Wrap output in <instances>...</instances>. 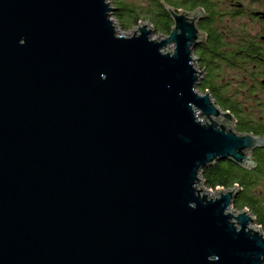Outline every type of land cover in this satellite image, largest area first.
<instances>
[{"label":"water","instance_id":"obj_1","mask_svg":"<svg viewBox=\"0 0 264 264\" xmlns=\"http://www.w3.org/2000/svg\"><path fill=\"white\" fill-rule=\"evenodd\" d=\"M163 6L154 39L108 0H0V264H264L239 187L202 178L264 139L198 90V12Z\"/></svg>","mask_w":264,"mask_h":264},{"label":"flooded vegetation","instance_id":"obj_2","mask_svg":"<svg viewBox=\"0 0 264 264\" xmlns=\"http://www.w3.org/2000/svg\"><path fill=\"white\" fill-rule=\"evenodd\" d=\"M167 2L195 5L194 9H175L188 12L189 16L198 12L197 26L202 33L201 43L195 49L198 65L226 68L229 110L225 112L232 116L235 131L240 135L264 139V0ZM214 29L217 30L216 42L212 41L211 30ZM209 42H214L223 49L221 55L218 53L207 56L203 53L206 50L213 51L211 48L214 45L210 47ZM207 45L209 48H206ZM240 126L242 132L239 131ZM249 156L254 167L236 166L246 174L256 172L259 177L255 193L258 197L260 217L264 222V148L252 151Z\"/></svg>","mask_w":264,"mask_h":264},{"label":"trees","instance_id":"obj_3","mask_svg":"<svg viewBox=\"0 0 264 264\" xmlns=\"http://www.w3.org/2000/svg\"><path fill=\"white\" fill-rule=\"evenodd\" d=\"M113 4V18L119 23L124 31H129L139 26L141 22H150L157 34L168 36L173 28V22L166 12L163 3L167 0H149L144 5L138 3H127V0H110ZM168 5L176 8L194 9V4L189 3H168ZM217 30H211L212 41H217ZM215 35V36H214ZM215 38V39H214ZM212 52L203 51L207 56L220 54L223 49L209 42ZM206 48H209L208 45ZM204 50V49H203ZM202 54V53H200ZM198 55V53H197ZM198 68L204 71V78L198 90L202 93L209 92L212 98L217 102L224 111H228L227 103V84H226V68L220 66H202ZM242 132L240 126L239 129ZM202 178L208 190L216 191L217 189L228 190L238 186L240 192L235 199L234 209L236 211L248 210L255 217V224L264 231V222L261 219V212L258 206V197L255 189L259 182L256 172H246L229 161L219 162L214 166L204 168L202 170ZM244 190V191H243ZM246 190V191H245Z\"/></svg>","mask_w":264,"mask_h":264},{"label":"rangeland","instance_id":"obj_4","mask_svg":"<svg viewBox=\"0 0 264 264\" xmlns=\"http://www.w3.org/2000/svg\"><path fill=\"white\" fill-rule=\"evenodd\" d=\"M108 1L112 4V2H111L110 0H108ZM147 2L149 3V0H127V3H138V4H142V5H144V4L147 3ZM112 6H113V4H112ZM114 21H115V19H114ZM145 23H149V24H150V27L153 28V30H154V39H157L159 36H160L161 38L164 37V35L157 34V32H156L154 26H153L150 22L145 21V22H141L140 24H145ZM115 24H116V26H117V28H118V34H120V35H126V36L131 35V34L133 33V30H135L136 27H138V26H136V27H135L134 29H132V30L124 31V30L121 29V27L119 26V23H118L117 21H115ZM140 24H139V25H140ZM171 47H174V46L172 45ZM168 49H169V48H168ZM197 67H198V63H197ZM198 69H199V68H198ZM199 70H200V69H199ZM200 71H202V70H200ZM201 93H202V92H201ZM202 94H205V93H202ZM214 192H216V191H214ZM233 210H235V209L233 208ZM253 227H259V226H257L256 224H254ZM259 228H261V227H259ZM261 229H262V228H261Z\"/></svg>","mask_w":264,"mask_h":264},{"label":"clouds","instance_id":"obj_5","mask_svg":"<svg viewBox=\"0 0 264 264\" xmlns=\"http://www.w3.org/2000/svg\"><path fill=\"white\" fill-rule=\"evenodd\" d=\"M188 207H194V205L191 202H189ZM258 244L259 246L264 247V233H262L261 236L258 237ZM259 258L264 259V255H261Z\"/></svg>","mask_w":264,"mask_h":264},{"label":"built area","instance_id":"obj_6","mask_svg":"<svg viewBox=\"0 0 264 264\" xmlns=\"http://www.w3.org/2000/svg\"><path fill=\"white\" fill-rule=\"evenodd\" d=\"M212 191V190H211ZM214 192V191H213Z\"/></svg>","mask_w":264,"mask_h":264}]
</instances>
